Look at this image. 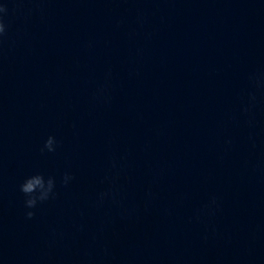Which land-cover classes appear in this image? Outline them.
<instances>
[{
	"label": "clouds",
	"instance_id": "9594fccd",
	"mask_svg": "<svg viewBox=\"0 0 264 264\" xmlns=\"http://www.w3.org/2000/svg\"><path fill=\"white\" fill-rule=\"evenodd\" d=\"M8 0H5L4 3H0V45H2L7 37L8 26L5 23V16L8 15L9 9L7 7ZM258 83V82H257ZM106 89L101 87L97 90V97H104ZM256 96L254 93L248 94V99L244 107L245 112H249L252 107L255 106ZM58 145V141L52 135L48 136L45 140L43 147L41 148V152L47 151L49 153H53L56 151ZM113 169H116V164L113 162ZM119 176V171H115L111 176H106V180L109 183V187L100 192L98 194V205H102L106 200H111L112 202H116L118 192L115 189V181ZM74 179V177L70 173H64L61 178V184L67 186L69 182ZM56 178L54 176H47L43 173H35L30 175L24 179V181L20 184V192L24 196V208H25V217L28 220H31L35 217V209L37 207L51 199L55 198L56 192ZM216 201L213 198L209 205L206 208L211 211L213 205H215Z\"/></svg>",
	"mask_w": 264,
	"mask_h": 264
}]
</instances>
